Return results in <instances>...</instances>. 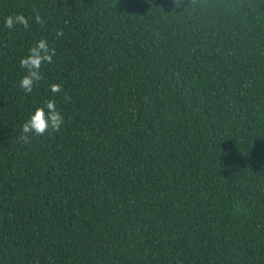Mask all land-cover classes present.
<instances>
[{
    "label": "trees",
    "instance_id": "16d2710c",
    "mask_svg": "<svg viewBox=\"0 0 264 264\" xmlns=\"http://www.w3.org/2000/svg\"><path fill=\"white\" fill-rule=\"evenodd\" d=\"M0 264H264V0H0Z\"/></svg>",
    "mask_w": 264,
    "mask_h": 264
},
{
    "label": "clouds",
    "instance_id": "9594fccd",
    "mask_svg": "<svg viewBox=\"0 0 264 264\" xmlns=\"http://www.w3.org/2000/svg\"><path fill=\"white\" fill-rule=\"evenodd\" d=\"M37 23H41V17H35ZM16 23L28 27V20L23 15H10L5 18V27L11 29ZM60 33H57L59 35ZM55 55V49L50 47L47 40L41 38L34 44L28 52V55L21 58L19 67L25 70V74L19 81V86L25 92H32L35 83L43 77L41 68L45 63H50ZM61 85L54 83L51 85V91L57 93L61 91ZM64 123V117L57 109L55 101L50 99L45 102L43 107H37L30 118L22 125L20 139L24 143L30 142V135L41 136L49 130L59 131Z\"/></svg>",
    "mask_w": 264,
    "mask_h": 264
}]
</instances>
